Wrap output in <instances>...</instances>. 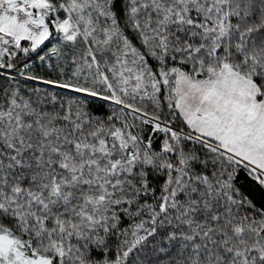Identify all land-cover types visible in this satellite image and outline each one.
<instances>
[{
	"label": "snow or ice",
	"instance_id": "6c2138e0",
	"mask_svg": "<svg viewBox=\"0 0 264 264\" xmlns=\"http://www.w3.org/2000/svg\"><path fill=\"white\" fill-rule=\"evenodd\" d=\"M0 264H264V0H0Z\"/></svg>",
	"mask_w": 264,
	"mask_h": 264
}]
</instances>
